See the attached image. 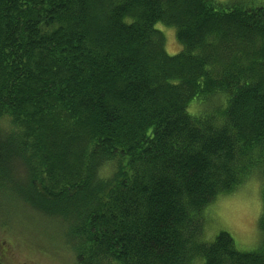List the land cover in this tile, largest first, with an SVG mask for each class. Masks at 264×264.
<instances>
[{
    "label": "trees",
    "instance_id": "obj_1",
    "mask_svg": "<svg viewBox=\"0 0 264 264\" xmlns=\"http://www.w3.org/2000/svg\"><path fill=\"white\" fill-rule=\"evenodd\" d=\"M259 175L264 234V5L0 0V196L23 201L0 205L64 227L75 264H264V239L202 240Z\"/></svg>",
    "mask_w": 264,
    "mask_h": 264
},
{
    "label": "rangeland",
    "instance_id": "obj_2",
    "mask_svg": "<svg viewBox=\"0 0 264 264\" xmlns=\"http://www.w3.org/2000/svg\"><path fill=\"white\" fill-rule=\"evenodd\" d=\"M251 4V8L264 5V0H221L223 3ZM166 38V51L174 56L181 52L176 30L159 23L156 27ZM218 108L223 100L213 101ZM212 102L207 104L209 109ZM205 104L192 105L190 111L200 114ZM214 112V111H213ZM212 112V113H213ZM210 113V114H212ZM14 194L0 196L14 205ZM19 202L17 209L0 205V264H75L76 259L60 234L64 227L58 223L44 222L42 214ZM263 211L262 180L260 175L245 182L233 193L219 197L204 213V234L202 240L211 243L220 232L229 233L239 250L252 252L263 245L264 234L259 221Z\"/></svg>",
    "mask_w": 264,
    "mask_h": 264
},
{
    "label": "bare ground",
    "instance_id": "obj_3",
    "mask_svg": "<svg viewBox=\"0 0 264 264\" xmlns=\"http://www.w3.org/2000/svg\"><path fill=\"white\" fill-rule=\"evenodd\" d=\"M166 61V60H165Z\"/></svg>",
    "mask_w": 264,
    "mask_h": 264
}]
</instances>
